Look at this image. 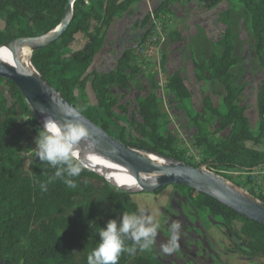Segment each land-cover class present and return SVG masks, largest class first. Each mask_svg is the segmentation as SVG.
<instances>
[{
    "label": "trees",
    "instance_id": "trees-1",
    "mask_svg": "<svg viewBox=\"0 0 264 264\" xmlns=\"http://www.w3.org/2000/svg\"><path fill=\"white\" fill-rule=\"evenodd\" d=\"M68 1L0 0V22L3 24L0 47L15 39L40 38L53 31L61 24ZM142 1L76 0L61 39L47 48L33 51L30 64L36 75L63 102L76 108L81 105L80 111L92 124L107 134L119 131L118 141L125 146L187 164L183 152L178 149V138L166 128L168 115L155 94L157 83L152 82L149 94L138 100L141 121L132 123L138 134L133 142L127 141L123 131L119 130L114 111L117 100L112 89H126L141 76L147 62L140 52L152 39L155 27L146 31L135 48L122 53L113 70L104 74L89 72L111 23L130 13ZM181 1L164 0L154 16L170 13L171 7ZM222 1L197 0L205 10L216 8ZM235 1L249 17L253 52L264 69V0ZM227 15L222 16L226 19ZM78 34L84 35L85 42L81 49L71 52L68 47ZM170 38L172 41L180 39L176 33ZM237 65L234 36L229 27L221 39L211 45L206 60L192 58L196 81L214 84L212 92L221 98L223 111L206 97L199 114L191 117L188 113L196 131L192 146L201 159L187 165L206 169L254 197L249 180L240 174L264 168V152L257 149L264 141V82L256 97L259 124L254 132L246 109L240 105L243 88L233 84L232 71ZM165 77V90L177 101L190 97L179 72ZM88 81L95 104H91L86 95ZM1 82L9 87L10 97L6 98L0 92V263L87 264L88 254L98 243L99 228L110 219L119 220L122 213L139 214L132 194L115 189L85 168L78 177L72 178L77 187L70 189L61 179L48 182L55 169L40 163L34 155L26 164L18 115L32 111L11 82L0 79ZM30 123L36 131L41 129L33 115ZM222 132H227L226 136L217 137ZM37 182H48L47 192H42ZM254 198L264 205V195ZM192 203L196 209L206 210L210 216L222 219L228 233L238 242L235 250L240 256L264 259V226L243 218L203 193H196ZM235 222L239 224L238 232L234 229ZM131 243L126 241L128 246ZM118 264L164 263L158 259L154 246L151 251L138 250L133 256L123 253Z\"/></svg>",
    "mask_w": 264,
    "mask_h": 264
},
{
    "label": "rangeland",
    "instance_id": "rangeland-1",
    "mask_svg": "<svg viewBox=\"0 0 264 264\" xmlns=\"http://www.w3.org/2000/svg\"><path fill=\"white\" fill-rule=\"evenodd\" d=\"M163 1L144 0L133 13H125L121 18L114 20L89 72L104 74L113 70L122 53L135 48L146 31L155 27L154 38L150 40L148 46L146 45L143 53L149 57V62L143 66L141 76L126 89H112V95L117 100L114 111L118 118L119 130L123 131L125 139L129 142L138 138L137 132L132 128L133 122L141 121L137 103L149 94L151 83L155 82L157 83L155 94L168 115L169 122L166 128L178 138V149L183 152L187 164L193 165L199 162L201 157L192 146L196 131L192 127L188 113L191 117L199 114L202 111V101L206 97H209L220 111H223V107L221 98L213 95L215 87L213 83L196 81L192 58L206 60L210 56L211 45L221 39L227 27L231 29L234 36V57L238 60V65L232 71L233 84L243 88L240 105L246 109V117L254 132L257 131L259 124L256 97L264 82V69L260 67L253 52L249 17L235 0H224L212 10H205L197 0H182L171 7L170 13H161L155 17V10ZM225 13H228L226 19L222 16ZM2 28L3 24L0 22V30ZM172 33L178 34L180 39L172 41L170 38ZM83 42L84 35H76L73 44L68 47L69 51H78L82 48ZM25 46L31 56L32 47ZM174 72L180 73L190 94V97L182 102L177 101L165 90V75L170 76ZM86 86L87 98L91 104H95V96L89 81ZM0 92L6 98L10 97L9 87L5 82L0 83ZM81 107L78 105L77 108L81 110ZM31 111L32 113L18 115L26 164L34 155L31 150L35 147L34 139L38 133L33 126L31 127L32 115L37 118L36 113L32 109ZM118 132L113 130L108 135L119 140ZM226 134L227 132H222L217 137H224ZM257 149L264 152V141ZM258 172L260 174L254 177L246 173L240 174V177L249 180V188L253 191L254 197L264 195V168ZM218 178L230 189L240 192L247 201L260 203L247 191L222 177ZM195 195L194 191L176 186L163 188L154 194H132L138 211L143 209L160 223L154 245L158 259L164 264H264V259L240 256L235 250L238 242L228 233L222 219L214 218L206 210H198L193 206L192 198ZM174 220L181 223L179 250L165 254L160 245L167 242L169 226ZM234 229L239 231L237 222L234 223Z\"/></svg>",
    "mask_w": 264,
    "mask_h": 264
},
{
    "label": "water",
    "instance_id": "water-1",
    "mask_svg": "<svg viewBox=\"0 0 264 264\" xmlns=\"http://www.w3.org/2000/svg\"><path fill=\"white\" fill-rule=\"evenodd\" d=\"M75 1L76 0L68 1L64 9L61 24L50 33L40 38L15 39L6 43L5 45H7L9 50L12 52L20 50L25 45H30L33 52L47 48L57 43L68 27V24L71 20L73 3ZM30 59L31 56L29 57V61ZM0 79L11 82L20 93L26 104L35 113L40 112L45 117H51L60 123H64L66 119L70 120L71 118H66L61 113V107L71 106L79 111V122L83 124L84 127H86L88 133L96 137V143L105 146L120 155L130 176L138 186L139 193L154 194L155 192L169 186L185 187L193 190L196 193L209 195L243 218L264 226V205L261 203L258 204L255 202L240 200L229 191L228 187L221 183L220 178H218V176L214 173L208 172L206 169H196L185 163L174 160H172V162L168 163L167 165H155L145 161L144 159L138 157L134 153L133 149L125 146L120 141L108 135L101 128L92 124L84 117L79 109L63 102L60 96L54 92L42 79L41 81H43V84H41L37 79L19 72L10 71L1 65ZM47 87L51 89L56 94V96H54L47 89ZM57 95L59 97H57ZM41 110H43V112ZM152 155L162 157L157 154ZM85 169L91 171L88 168ZM91 172L105 180V178L101 175H98L93 171ZM145 175H162V177L159 183L151 184L143 181L142 177Z\"/></svg>",
    "mask_w": 264,
    "mask_h": 264
},
{
    "label": "clouds",
    "instance_id": "clouds-1",
    "mask_svg": "<svg viewBox=\"0 0 264 264\" xmlns=\"http://www.w3.org/2000/svg\"><path fill=\"white\" fill-rule=\"evenodd\" d=\"M60 111L71 119L60 123L51 117H45L31 151L40 163L55 169L48 182L61 179L68 188L75 189L77 184L72 178L78 177L86 166L80 144L88 139L89 133L79 122V111L71 106L61 107ZM93 148L94 144L88 143L90 153ZM48 182H37L42 192H47ZM159 227L160 223L154 216L143 209L139 214L125 212L120 215L119 220H108L103 228H99V240L87 256V264H118L123 253L133 256L138 250L151 251L156 244ZM180 238L181 223L174 220L169 226L167 242L160 245L162 252L172 254L178 251ZM128 240L132 242L131 246L126 244Z\"/></svg>",
    "mask_w": 264,
    "mask_h": 264
},
{
    "label": "bare ground",
    "instance_id": "bare-ground-1",
    "mask_svg": "<svg viewBox=\"0 0 264 264\" xmlns=\"http://www.w3.org/2000/svg\"><path fill=\"white\" fill-rule=\"evenodd\" d=\"M31 50V49H30ZM30 54L26 46H23L20 50L12 52L9 50L7 45L0 47V65L7 68L13 72H19L24 75H28L34 79H37L41 84V78H39L36 73L33 71L30 61ZM47 89L54 95L56 94L47 87ZM36 116L40 126H43V120L45 116L40 112H36ZM88 143H93L94 148L91 153L87 149ZM81 155L85 160V168L90 169L91 171L101 175L105 178L109 185L114 187L117 190L127 192L130 194L139 193V188L130 176L124 161L120 155L113 150L99 145L96 143V137L89 133V137L86 141H82L80 144ZM134 153L144 159L147 162H150L155 165H167L172 162V160L165 157H157L146 152L134 150ZM162 175H145L142 177L143 181L151 184H157L161 181ZM221 183L228 187L224 181L220 179ZM229 191L239 198L240 200L247 201L238 191H234L228 187Z\"/></svg>",
    "mask_w": 264,
    "mask_h": 264
},
{
    "label": "built area",
    "instance_id": "built-area-1",
    "mask_svg": "<svg viewBox=\"0 0 264 264\" xmlns=\"http://www.w3.org/2000/svg\"><path fill=\"white\" fill-rule=\"evenodd\" d=\"M152 38H154V36L152 37ZM151 40V39H150ZM150 40L145 44V46L143 47V49L141 50V54L144 56V58H145V60H146V62L148 63L149 62V57L146 55H144L143 53H144V51L146 50V45L148 46V43H150ZM259 170H256V171H252V172H250V173H246L248 176H251V177H254V175L256 176V175H258V174H260V172H258Z\"/></svg>",
    "mask_w": 264,
    "mask_h": 264
},
{
    "label": "crops",
    "instance_id": "crops-1",
    "mask_svg": "<svg viewBox=\"0 0 264 264\" xmlns=\"http://www.w3.org/2000/svg\"><path fill=\"white\" fill-rule=\"evenodd\" d=\"M142 2H143V1H142ZM142 2H141V3H142ZM141 3H140V4H141ZM138 7H139V4H138V5H137V6H136L131 12L133 13V12L135 11V9L138 8ZM83 43H84V42H83ZM72 44H73V43H72Z\"/></svg>",
    "mask_w": 264,
    "mask_h": 264
}]
</instances>
